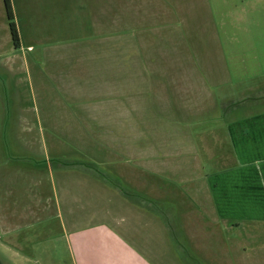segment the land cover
<instances>
[{
    "label": "crops",
    "instance_id": "crops-1",
    "mask_svg": "<svg viewBox=\"0 0 264 264\" xmlns=\"http://www.w3.org/2000/svg\"><path fill=\"white\" fill-rule=\"evenodd\" d=\"M4 1L0 0V264H13L10 258H3L8 257L7 252L17 260L16 255L37 261L39 254L52 252L45 245L54 243L66 246V264H179L174 253L172 262L169 256L166 262L158 260L154 251L147 252L146 246L125 233L134 216L141 223V236L146 238L142 240L147 241L150 221L144 214L149 211L145 203L151 209L150 196H159L158 189H166L163 195H168L158 200L172 202L177 214L181 210L217 215L222 225L225 222L224 234L229 227L234 232L246 222L264 223V112L220 113V100L215 97L216 104L206 103L205 114L198 108L197 117L189 118L193 115L189 111H195L189 103L192 70L199 71L201 66L198 69L193 61H176L165 55L170 48L157 43L156 30L143 32L127 24L121 30L130 41H120L123 46L113 62L115 69L120 66L126 73L134 67L150 84H166L165 104L179 117H186L184 127L197 122L211 134L218 130L227 149L214 156L220 157V169H207L197 160L199 174L196 170L190 174L184 172L185 159L170 165V160L151 150L149 142L141 145L132 139L122 147L101 132L123 129L126 116L135 112L146 115L151 108L125 103L126 84L117 85L113 94L95 90L96 64L110 66L114 57L110 53L101 61L95 55L76 54L75 46L82 39L66 36L63 28H80L76 22H65L67 15L77 16L80 11L67 9V0H12L11 20ZM142 9L136 16L125 14L145 20L147 13L144 6ZM155 67L162 73L152 69ZM206 69L215 71L216 83H210L206 73L197 75L198 82L192 80L195 85L200 86V79L212 84L211 88L229 83L226 67L218 64L213 70ZM124 73L119 75L126 78ZM188 134L187 129L179 131L177 146L184 150L190 143ZM214 138L210 136V141ZM163 173L171 174L161 176ZM108 177L113 178V185L106 184ZM171 195L177 196L176 202ZM86 201L94 208L90 219L81 208ZM115 204L124 216L119 212L111 216ZM176 227L178 234L174 231L173 238L179 237L178 243L194 259L196 255L188 247L192 246L190 236L178 222ZM155 232L159 234V230ZM98 238L103 244L97 249ZM201 261L198 257L197 263L203 264Z\"/></svg>",
    "mask_w": 264,
    "mask_h": 264
},
{
    "label": "rangeland",
    "instance_id": "rangeland-1",
    "mask_svg": "<svg viewBox=\"0 0 264 264\" xmlns=\"http://www.w3.org/2000/svg\"><path fill=\"white\" fill-rule=\"evenodd\" d=\"M141 5L144 6L147 13L145 20L127 18L125 13L136 16L138 10L142 9ZM65 6L67 9L73 8V10L80 11L77 16L67 15L68 18H65L66 23L73 22L74 24L76 22L81 26L80 28L76 26L72 31L68 30L69 27H62L66 36L72 34L74 35L73 39H82L75 46L76 54L95 55L101 61L105 55L112 54L114 57L110 61V66L106 63L96 64L93 72V77L97 79L94 81L95 90L99 89L103 94L107 91V94H113L117 90V85L122 83L124 86L126 84L125 103L132 105L142 103V106H150L149 111H154L152 113L146 111V115L139 114L138 116L135 112L133 115L126 116L128 122L124 124L123 129L102 131L103 137L121 144L122 147H125L132 139H137L141 145L149 142L148 144H152L153 147L148 149L154 150L156 155L161 154L166 161L170 160V165L176 166L177 160L185 159L187 162L184 172H190V174L195 170L199 174L198 161L207 169L213 167L220 169V157L214 156L219 154L220 149H227L225 143L221 144V141L225 142V139H221L223 134L218 130L211 134L202 129L205 127L197 122L188 128L184 127L185 122L182 121L186 117H179L177 112L174 113V110L168 109V103L165 104L167 101L163 97L167 92L166 84H158L154 81L150 84V81L142 74L134 71V67H131L133 70L129 69L126 73H124L125 70H120V66L115 69L117 65H113V62L117 60L115 57L117 58L119 48L121 45L123 46L120 41H130L121 30L127 24L134 27L135 30L136 27H139L138 30L142 29L143 32L156 30L159 34L157 43L164 46V49L170 48L169 52L164 53L165 55L176 61H193L198 69L201 66L202 69L199 71L192 70L189 103L195 111H189L193 113V115H189V118L192 116L195 119L198 111L201 113L204 111L203 114H205L206 103L216 104L215 97L220 100V108H218L220 113L221 111L225 113L231 111L232 116L234 114L240 116L245 114V111L247 114L250 109L253 114L259 111L264 112V0H67ZM153 13H157L158 17H151ZM149 39L150 36L146 38V42ZM172 55L175 56L171 57ZM218 64L221 68L226 67L228 70L229 83L225 86L211 88L212 84L210 83L217 81V78H214L215 71L213 69ZM109 67L110 72L108 71ZM152 69L162 73V69L157 67ZM120 72L127 75L126 78L119 75ZM198 74H206L210 83L205 82V86L203 80L200 79V86L195 85L193 81L198 82ZM231 79L233 82L230 81ZM77 82L79 81L77 80ZM175 87L180 89V86ZM133 96H135V100L132 102ZM172 102L174 103V101ZM219 125L224 126L222 123ZM181 129L184 132L187 129L190 133L188 134L190 143H187L186 150L177 146ZM97 133L98 130L94 132L95 135ZM210 136L212 138L215 136V138L210 141ZM183 139L184 137L181 140ZM191 140L195 144H192ZM190 145L194 149H191ZM230 156L228 154V158ZM230 162L228 160V164ZM93 168L95 167L91 169ZM170 174L163 173L161 176H170ZM112 181V177L106 178L107 185H113ZM89 182L93 181L89 180ZM158 191L159 196H150L152 199L151 209L149 204L145 203V208L149 211L144 214L149 217L150 221L146 230L147 241L142 240L146 238L141 236V223L137 222L134 216H130L134 220L130 223L129 230L125 231L127 236L142 246H146L147 252L154 251L158 260L164 259L163 261L166 262L169 256L172 262L175 255V261L178 259L179 264H182V259L183 264H185L184 262L199 264L197 263L198 257L202 259L200 263L203 264H264V223L246 222L234 232L229 227V231L224 234L225 222L222 225L220 223L222 221L217 215H202L181 210H179L180 214H177L175 206L171 205L172 202L167 201L168 203L163 204L158 200L168 196L163 195V193L167 194L166 189H162L161 192L158 189ZM175 195H171L174 202L178 199ZM91 196L89 193L87 198L90 199ZM136 196L138 197V195ZM135 202H137L136 198ZM141 202V197H138L137 203ZM83 206L81 208L85 218L90 219L94 208L88 207L87 201ZM117 207V204L112 207L111 216L118 212L120 216L122 215V211ZM94 215L96 216V214ZM177 222L182 226L183 232L190 236L192 246L188 247L192 255H196L194 259H190L189 253L183 249L182 244L178 243V241L181 242V239L175 235L179 230L176 231ZM163 225L166 227L165 232ZM158 230L159 234H156L155 231ZM160 230H162V234ZM174 231L176 232L173 238ZM167 232L170 233L167 234ZM139 239L140 242L137 241ZM36 241L40 242L41 239H36ZM51 241L55 242L52 238ZM102 244L100 238L94 243L97 249ZM38 245L37 243L35 247ZM45 246L51 248L52 252L50 254L49 252L43 253L44 255L39 254V258L37 257V261L34 262L18 255L16 258L19 260L11 258L10 252H7L8 257L3 256V258H10L13 264H66V246H57L56 243ZM69 259L70 257L67 260Z\"/></svg>",
    "mask_w": 264,
    "mask_h": 264
},
{
    "label": "trees",
    "instance_id": "trees-1",
    "mask_svg": "<svg viewBox=\"0 0 264 264\" xmlns=\"http://www.w3.org/2000/svg\"><path fill=\"white\" fill-rule=\"evenodd\" d=\"M11 1L12 0H5L4 3H5V6H6V9H7V12H8V15H9V19H13L14 18V15H13V10H12V4H11ZM13 25V33H14V36H17V31L15 29V24L12 23Z\"/></svg>",
    "mask_w": 264,
    "mask_h": 264
}]
</instances>
